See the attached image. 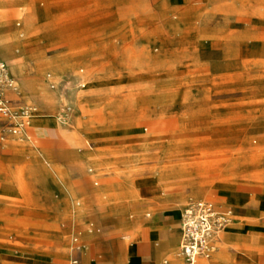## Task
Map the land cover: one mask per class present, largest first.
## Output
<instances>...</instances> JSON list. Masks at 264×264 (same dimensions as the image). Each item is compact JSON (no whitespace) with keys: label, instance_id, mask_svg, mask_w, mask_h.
<instances>
[{"label":"rangeland","instance_id":"1","mask_svg":"<svg viewBox=\"0 0 264 264\" xmlns=\"http://www.w3.org/2000/svg\"><path fill=\"white\" fill-rule=\"evenodd\" d=\"M5 1L0 61L14 86L0 115V250L77 251L78 226L96 223L88 211L129 204L155 172L170 184L213 174L198 179L202 195L183 189L184 211L216 203L224 165L247 171L223 176L235 186L264 183V36L231 41L264 30L252 21H264V0ZM207 14L223 35L202 27ZM22 29L25 39L10 36ZM74 144L100 158L74 163Z\"/></svg>","mask_w":264,"mask_h":264},{"label":"crops","instance_id":"2","mask_svg":"<svg viewBox=\"0 0 264 264\" xmlns=\"http://www.w3.org/2000/svg\"><path fill=\"white\" fill-rule=\"evenodd\" d=\"M16 2L19 1L6 0L1 6L7 8ZM167 2L171 6L177 5L172 0ZM258 12V9L250 10L249 14L253 18L258 16ZM252 21L264 23L259 20ZM202 27L211 32H220L212 28L209 15L205 17ZM256 35L264 36V30L254 27L246 36H231L232 46L238 47L240 38L252 42ZM10 36L25 39L27 32L22 29L11 33ZM224 45L229 47L230 44ZM3 47L5 46L1 45L0 49ZM12 99L16 100L14 97ZM28 123L39 126L36 123ZM74 146L77 156L70 160L76 164H91V161L100 158L99 154L84 157L78 152L77 145ZM37 159L49 169L54 166L52 158L41 152ZM245 172L247 171L244 169L229 170L224 165L218 177L219 181L216 180L210 189L209 194L213 195L216 202L214 209L228 218V224L222 234L213 240L215 252L211 260L205 262V259H200L198 264H264V183L253 177L243 179L250 184L235 186L232 181L222 179L223 176L241 179L246 177L243 174ZM212 175L185 177L175 183L163 185L159 184L155 177L143 179L134 185L135 191L128 197L129 204L103 215L100 213L101 209L95 207L88 211L96 223L90 224L89 227L84 224L78 226L83 246L77 251L63 255L53 251L31 249H22L16 253L0 250V264H183L179 257L183 204L187 199L183 189H189L197 196L202 195V183L198 179L211 178ZM61 187V198L63 201L67 198V207H72L73 196L63 185ZM96 194L99 195L98 190ZM74 216H77L80 222L85 220V213H76Z\"/></svg>","mask_w":264,"mask_h":264},{"label":"built area","instance_id":"3","mask_svg":"<svg viewBox=\"0 0 264 264\" xmlns=\"http://www.w3.org/2000/svg\"><path fill=\"white\" fill-rule=\"evenodd\" d=\"M8 69L0 61V115L9 116L5 92L14 86ZM228 218L216 211L213 205L198 202L184 211L181 219V240L179 257L183 264H198L200 259H208L213 248V240L227 227Z\"/></svg>","mask_w":264,"mask_h":264},{"label":"bare ground","instance_id":"4","mask_svg":"<svg viewBox=\"0 0 264 264\" xmlns=\"http://www.w3.org/2000/svg\"><path fill=\"white\" fill-rule=\"evenodd\" d=\"M251 46H252V48L254 49V51L257 50L256 45L251 44ZM10 75H11V74H10ZM154 177H155L156 181H157L159 184H161V185H163V184H167V183H171L169 180H167V178L165 177V175H164L163 173H160V174L157 175V173L155 172ZM164 188H165V187H164Z\"/></svg>","mask_w":264,"mask_h":264}]
</instances>
